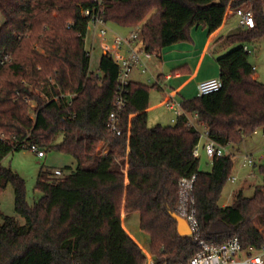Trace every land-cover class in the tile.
<instances>
[{
	"label": "trees",
	"instance_id": "trees-1",
	"mask_svg": "<svg viewBox=\"0 0 264 264\" xmlns=\"http://www.w3.org/2000/svg\"><path fill=\"white\" fill-rule=\"evenodd\" d=\"M103 2L108 23L139 28L144 48L156 54L193 41V28L214 32L229 9L252 7L256 25L225 37L231 47L217 57L223 87L182 100L173 124L148 125L152 86L131 81L122 133L116 135L109 131L108 117L119 67L102 54L92 70L84 40L88 17L83 11L94 0H0L5 17L0 25V164L25 143L68 153L77 162L61 177L40 170L36 189L42 195L28 206L30 224L0 264H148L122 224L123 213L133 211L150 236L155 264L186 263L201 250L199 241L220 245L237 236L243 248H260L264 180L253 196L240 189L232 204L220 205L232 177V154L213 156L211 170H201L200 156L194 155L201 131L188 122L197 114L211 139L233 148L257 131L264 134V82L254 77L249 61L251 44L264 38V0ZM61 133L63 140L55 143ZM101 141L107 143L106 153L99 149ZM260 171L264 175V164ZM193 174L199 230L195 236L180 235L171 212L183 216L178 182ZM3 190L0 183V196ZM13 219L0 222V255L15 241L5 225Z\"/></svg>",
	"mask_w": 264,
	"mask_h": 264
},
{
	"label": "rangeland",
	"instance_id": "rangeland-1",
	"mask_svg": "<svg viewBox=\"0 0 264 264\" xmlns=\"http://www.w3.org/2000/svg\"><path fill=\"white\" fill-rule=\"evenodd\" d=\"M232 21L238 23L236 17L231 18ZM5 17L0 10V25L4 22ZM108 26L119 33L125 34L128 31L126 28L120 27L112 22L108 23ZM92 31H89V39L86 47L91 52V69L97 70L99 67V61L102 55L100 49L92 50ZM230 49V48H229ZM228 49V50H229ZM252 52L249 56L251 63H259L264 70V38L262 40L255 41L251 44ZM227 50V51H228ZM226 51V52H227ZM224 53V52H223ZM223 53H218L221 55ZM151 68V66H150ZM152 69V68H151ZM150 69V70H151ZM264 82V79L261 78ZM148 85H152L153 82L146 81ZM151 91H156V88H152ZM31 107L35 109L36 104L29 100ZM154 104V98L152 97L150 105ZM179 109V107H178ZM34 116V112H31ZM176 113L170 112L162 106L151 108L148 116V125L150 127L157 124L169 125L175 123L173 118L176 119ZM198 129L203 133L205 127L201 124H197ZM63 140V134H59L55 140V143H59ZM105 142L101 141L99 149H103ZM205 138L202 136L199 143V156H200V169L204 171L211 170V159L207 156L204 148ZM42 148V147H41ZM45 151L44 157H39L37 153L32 152L27 146L8 153L1 161L0 164V183L4 184V190L0 196V222H4L6 217H13V220H8L5 224L13 234L16 236L15 241L10 245L9 250L0 255V263L3 262L22 242L24 232L28 228L30 222L28 219V206L37 201L42 193L36 189V183L40 170H48L52 173L56 169H60L63 174L70 172V170L77 167V162L74 157L68 153L55 150L42 148ZM232 154L234 161L232 177L238 176V180H232V177L227 181L224 186L220 205L232 204L234 196L238 190H242L245 196H253L255 187L263 183L264 175L260 171V165L264 164V134L261 131H257L252 136L246 138V140L239 147L229 146L227 148ZM102 151V150H101ZM244 154L252 155L256 164L253 166L243 165L242 156ZM117 168H121L120 163L116 164ZM254 172L253 176H248L251 172ZM60 175L61 176H63ZM122 224L124 229L140 244L143 252L148 257V264H152L153 256L150 252V236L147 232L141 229L140 226V213L133 211L129 213H123Z\"/></svg>",
	"mask_w": 264,
	"mask_h": 264
},
{
	"label": "built area",
	"instance_id": "built-area-1",
	"mask_svg": "<svg viewBox=\"0 0 264 264\" xmlns=\"http://www.w3.org/2000/svg\"><path fill=\"white\" fill-rule=\"evenodd\" d=\"M238 17V24L241 28H253L256 25V19L252 7L238 8L233 11ZM83 15L88 17L87 32L84 35L85 44L89 39V31L92 33V50L98 46L102 54L107 55L119 67L118 87L115 95L113 107L108 117V128L113 134L120 135L121 119L128 100V85L131 82V74L135 67H139L142 73L148 72V61H150L156 53L147 51L142 44V34L139 28H135L126 34H122L112 30L108 26V22L104 17L103 0H94V5L83 11ZM87 48V47H86ZM245 51L250 48L245 45ZM92 51H90L91 54ZM255 68V67H254ZM152 78L149 77L148 81ZM223 87V81L220 77H212L198 83V96L218 91ZM166 104L171 109L176 110V114L181 112V102L167 100ZM179 107V110L177 108ZM197 118V114H193ZM176 120V119H175ZM175 120H173L175 122ZM189 125H196L190 119ZM205 138L204 148L207 156L212 159L213 156H222L231 153L227 150L229 146L218 144L209 137V133L205 130L201 132V137ZM2 138L5 136L2 134ZM25 140H23L24 143ZM32 152L37 153L39 157L45 156V151L36 143L24 144ZM199 146V145H198ZM198 146L194 149V155L199 156ZM102 153H106L107 143L103 145ZM243 165L253 166L256 164L252 155L244 154L242 156ZM56 175H62L60 169L54 171ZM252 171L248 176H253ZM238 176H233L232 180H238ZM196 174L191 177H182L178 182L180 188V204L179 208L183 212L192 236H195L199 230V223L195 213V201L193 198L194 183ZM201 250L192 256L186 263L180 264H264V244L260 248H243L240 239L237 236L231 237L220 245H213L198 242ZM155 264V261H151Z\"/></svg>",
	"mask_w": 264,
	"mask_h": 264
},
{
	"label": "crops",
	"instance_id": "crops-1",
	"mask_svg": "<svg viewBox=\"0 0 264 264\" xmlns=\"http://www.w3.org/2000/svg\"><path fill=\"white\" fill-rule=\"evenodd\" d=\"M233 11L234 9L228 10L223 24L214 32H210L208 28L202 26L193 28L191 32L193 41H183L164 48L148 61L147 73H142L138 66L133 69L131 81L147 84L146 81L151 77L150 82H153L151 86L156 88V91L150 90L148 116L150 109L157 106L176 113L175 109L168 107L167 100L182 102L184 99L198 96L197 86L200 81L219 77L218 53H225L231 47L225 44V37L241 28L237 22L234 23L231 19L232 17L238 19ZM128 32L129 30L125 34ZM252 65L256 69L254 77L258 80L264 79L262 65L259 63H252ZM179 67L181 69L176 70ZM152 97L154 104L151 106ZM177 110L179 109L177 108ZM190 118L196 125H203L194 116ZM173 120L175 119L173 118ZM203 126L205 127V125ZM107 148L108 146L106 150Z\"/></svg>",
	"mask_w": 264,
	"mask_h": 264
},
{
	"label": "water",
	"instance_id": "water-1",
	"mask_svg": "<svg viewBox=\"0 0 264 264\" xmlns=\"http://www.w3.org/2000/svg\"><path fill=\"white\" fill-rule=\"evenodd\" d=\"M172 217L178 222V233L180 235H191V229L186 219L177 212H171Z\"/></svg>",
	"mask_w": 264,
	"mask_h": 264
}]
</instances>
